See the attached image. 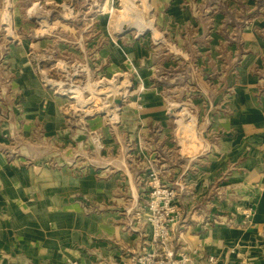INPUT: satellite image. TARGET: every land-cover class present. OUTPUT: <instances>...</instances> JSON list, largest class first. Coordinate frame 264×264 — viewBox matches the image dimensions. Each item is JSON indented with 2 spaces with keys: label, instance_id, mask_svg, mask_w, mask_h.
<instances>
[{
  "label": "rangeland",
  "instance_id": "obj_1",
  "mask_svg": "<svg viewBox=\"0 0 264 264\" xmlns=\"http://www.w3.org/2000/svg\"><path fill=\"white\" fill-rule=\"evenodd\" d=\"M248 98L262 113L264 0H0V154L80 177L118 175L121 160L128 185L110 206L129 232L151 234L152 174L167 175L153 122L197 159L234 108L254 110ZM77 199L90 214V196Z\"/></svg>",
  "mask_w": 264,
  "mask_h": 264
},
{
  "label": "crops",
  "instance_id": "obj_2",
  "mask_svg": "<svg viewBox=\"0 0 264 264\" xmlns=\"http://www.w3.org/2000/svg\"><path fill=\"white\" fill-rule=\"evenodd\" d=\"M253 109L234 108L220 127L226 136L205 143L207 153L197 159L178 151L166 120L153 122L164 131L156 145L164 144L168 155L152 160L167 167L165 183L185 182L177 202L184 220L175 244L214 256L217 264H264V110ZM147 113L159 117L162 111ZM24 162L0 154V264H132L134 254L155 251L149 228L143 234L135 222L129 232L116 212L121 205L111 209L113 196L128 185L121 160L118 175L102 167L81 177L47 166L31 172ZM78 195L90 196V214ZM95 207L102 211L93 212Z\"/></svg>",
  "mask_w": 264,
  "mask_h": 264
},
{
  "label": "built area",
  "instance_id": "obj_3",
  "mask_svg": "<svg viewBox=\"0 0 264 264\" xmlns=\"http://www.w3.org/2000/svg\"><path fill=\"white\" fill-rule=\"evenodd\" d=\"M176 184L179 185V182ZM152 185L147 199V222L151 227L155 251L134 254L131 258L132 264H217L214 256L177 247L174 235L177 232L176 219L180 217L181 211L177 203L181 192L165 183L157 173L152 174ZM249 217L247 214L248 219Z\"/></svg>",
  "mask_w": 264,
  "mask_h": 264
}]
</instances>
